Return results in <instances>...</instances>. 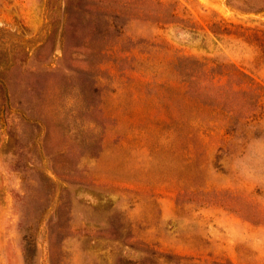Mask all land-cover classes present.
<instances>
[{"label": "rangeland", "instance_id": "374dc122", "mask_svg": "<svg viewBox=\"0 0 264 264\" xmlns=\"http://www.w3.org/2000/svg\"><path fill=\"white\" fill-rule=\"evenodd\" d=\"M0 264H264V0H0Z\"/></svg>", "mask_w": 264, "mask_h": 264}]
</instances>
